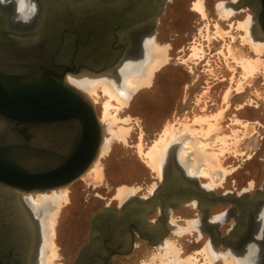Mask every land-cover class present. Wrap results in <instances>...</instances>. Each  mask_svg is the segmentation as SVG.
<instances>
[{
  "label": "rangeland",
  "instance_id": "rangeland-1",
  "mask_svg": "<svg viewBox=\"0 0 264 264\" xmlns=\"http://www.w3.org/2000/svg\"><path fill=\"white\" fill-rule=\"evenodd\" d=\"M197 1H201L205 16L194 8ZM226 1L229 0H169L164 6L154 27L152 43L159 48L162 47L160 49L166 52L163 54L166 57L161 65L152 71L150 83L138 87L131 93L126 106L124 104L119 109H115L119 105L116 101H111L113 104L110 108L111 115L114 114L118 121L111 125L107 118L109 122H106L110 124L111 130L109 131L112 132L113 129L115 132V128L119 126L127 128L125 139L112 138L109 142V150L101 154L102 156L98 154V158L96 157L102 173L98 184L90 182L93 173L89 175L85 173L70 185L59 189L67 194L65 196L62 194L63 197L60 198L62 201L58 200L59 207L50 206L48 217L51 215L53 218V210L57 213L53 219L51 218L53 222L48 220L51 222L46 225L47 253L48 251L50 253L48 255H51L50 241L55 243L56 249L52 264L62 262L64 234L70 230V224L82 221L81 214L86 224L91 211L108 203L111 205L120 203L116 193L121 186L136 188L134 194L141 196L150 195L152 190L157 188L162 175H158L145 163L138 153V145L141 144L142 149L147 150L154 140L159 138L166 126L174 128L175 136L172 137V143L182 140L176 142L174 153L178 151L180 155L182 151V156H187L188 161L194 159L193 154H200L201 159L197 165L199 167L196 169L199 175L198 183L208 184L210 181L209 176L198 172L200 168L201 170L204 168L202 152L213 154V161L210 162L214 164H211L213 167L211 165L209 167L211 166L212 169L215 167L213 171L216 173H212L214 177L212 192L215 194L240 193L247 189L252 192L262 183L264 179V41H260L263 44L262 51L256 52L255 47L246 41L248 35L241 27L249 17L253 24V10L248 6L236 10L229 5L232 12L225 17L223 15L225 12L220 13L217 7L219 3ZM147 51V41H145L143 60L139 63L129 62L134 65L144 63L146 65L149 59ZM247 61L253 66L257 63L256 68L249 66L251 64ZM252 68L253 70L249 71ZM113 78L118 86L123 82L120 73ZM93 96L96 100L93 104L101 121L103 104L107 97L99 88L97 95ZM212 128L215 129L212 131ZM191 141L193 144L189 143ZM192 145H199L203 149L199 152V149H193L195 147ZM213 156H217V159ZM216 162L219 163L221 170H225V174L216 166ZM185 169L187 170V166ZM64 197L67 199L65 200ZM229 205L230 203L213 205L211 213L217 214ZM83 210L85 211L82 213ZM190 213L191 217L194 216V208ZM232 221L231 218L222 224L220 232L224 233ZM182 230L186 231L181 236L174 230L166 240V243L168 241L174 244L178 259L184 260L183 262L189 260L190 262H185L186 264H224L221 256L212 259L211 262L208 257L206 258L204 247L208 239L192 243L189 240L194 239V233H189L190 227L188 230L184 225ZM50 232L54 233L53 237L49 236ZM215 247L221 253H227L231 249L223 245ZM147 248L149 250L147 256L133 264H159L160 257L158 258L157 254L160 256L164 254L165 248L150 245Z\"/></svg>",
  "mask_w": 264,
  "mask_h": 264
},
{
  "label": "water",
  "instance_id": "water-1",
  "mask_svg": "<svg viewBox=\"0 0 264 264\" xmlns=\"http://www.w3.org/2000/svg\"><path fill=\"white\" fill-rule=\"evenodd\" d=\"M246 1L255 11L253 30L264 38V0ZM33 3L36 16L25 27L15 26L14 9L0 3V181L42 192L66 187L83 175L105 133L92 100L67 75L116 74L128 56L121 37L163 6H144V0ZM146 15H151L147 21ZM8 121L39 125L38 145L10 143ZM172 187L170 194L176 193ZM209 203L239 207L232 195L213 196Z\"/></svg>",
  "mask_w": 264,
  "mask_h": 264
},
{
  "label": "flooded vegetation",
  "instance_id": "flooded-vegetation-1",
  "mask_svg": "<svg viewBox=\"0 0 264 264\" xmlns=\"http://www.w3.org/2000/svg\"><path fill=\"white\" fill-rule=\"evenodd\" d=\"M15 1L17 0H9L3 5L11 9V5H16L11 2ZM23 1L27 9L25 12L29 11L33 13V17L36 16L35 10L28 8L30 5L35 6L33 0ZM168 1L144 0V6H163V8L155 17L146 15V21L151 17L147 23L139 22L121 37L122 43H128L126 48L128 56L125 60L135 63L143 60L144 43L148 38L153 37L157 18ZM226 2L236 10L251 4L246 0ZM253 13L255 14L254 10ZM18 14L11 16L17 21L15 26H19L18 23H26L22 19L27 17ZM254 35L256 39H264L256 35L255 31ZM0 120L3 118L0 117ZM8 123L11 128L6 137L10 143L27 147L38 145L36 134L40 129L39 125L29 128L13 121ZM179 141L182 140L172 143V148L162 165L161 181L150 195L133 194L121 203L105 204L91 211L86 224L81 214L80 223L69 225L70 230L64 234L65 243L60 264L138 263L147 256L148 245L165 248L166 240L171 233L174 230L180 231L179 236H181L185 233L182 230L184 225L189 228L190 221L197 223L200 229L199 231L190 227L189 233H194V239H190V242L197 243L210 239L215 246H228L238 254V257L249 255L246 257L253 261L252 264H264V179L252 192L247 189L240 193L215 194L212 192L213 189L205 186L207 183L197 182L199 177L197 171L189 174L185 169V163L179 161L178 151L174 153V146ZM39 146L44 147L42 144ZM170 187L176 193H168ZM49 191L51 192V190H44L40 193L47 195ZM38 193L0 181V262L5 264L35 262L39 248L38 242L41 238L39 220L42 216V213H36L33 209V201L36 200L34 198H37ZM156 193L161 195L156 196ZM218 195L236 197L239 207L230 203L228 207L213 215L212 206L218 203L211 204L209 199ZM193 208L195 213L191 217L190 212ZM231 218L232 223L228 225L224 233H221L220 226ZM196 237L200 239L197 240ZM253 245L256 246L250 250ZM171 257L168 256V258Z\"/></svg>",
  "mask_w": 264,
  "mask_h": 264
},
{
  "label": "bare ground",
  "instance_id": "bare-ground-1",
  "mask_svg": "<svg viewBox=\"0 0 264 264\" xmlns=\"http://www.w3.org/2000/svg\"><path fill=\"white\" fill-rule=\"evenodd\" d=\"M6 1L8 2L9 0H0L2 5ZM11 3H16V5L13 4L14 6L11 5V8L14 9L13 15H11V16H16V14L19 13L18 15H22L24 17L25 16L27 17V18L22 19L23 22L25 21L26 23H18L17 25H19V27L27 26L28 23L34 19L35 15L33 17V13H29V11H28V13L25 12L27 9H26V6H25L23 0H17L15 2H11ZM34 7H32L30 5V7H28V8H30L33 11L34 10L36 11V8H34ZM194 8L199 13H201L202 15L205 14L204 10H203V5L201 4V1H197L194 4ZM217 8H218L220 13H222V12L226 13V14L225 13L223 14V15H225V17L228 14H231V12H232V8H230L229 4H227L226 2L219 3ZM12 21L15 22V23L17 22L14 19V17L12 18ZM21 24H23V25H21ZM252 25H253L252 21H251V19L249 17L246 22L242 23L241 27H243L245 29V32L248 35L247 36L248 38H245V39H248L246 41H249L251 43V45H253V47H255L254 48L255 51L260 53L262 51V49H263V44H261L260 41H264V39H260L259 40V39H256L254 37L255 36L253 34L254 30H252L253 32L251 31ZM256 35H257V33H256ZM152 42H153V38H151V37L148 38V40H147V50H148L147 54L149 56L148 57L149 59H148V62L146 63V65H145V63L144 64H140V65H134V63H131V62L126 61L125 59H123L119 63L117 68H116V72H115L116 74H113V75L112 74H108V73L98 74V75H95V74L94 75H88L87 74V75H79V76H75V75H72V74H68L67 75V81L70 84H72L73 86H75L78 89H80L83 92H85L90 97L92 102H96V100H95L93 95L94 94L97 95V89L98 88L101 89V91L107 97V100L103 104V114H102V119H101V123L103 125V128H105L106 132L104 133V136H103L102 144H101L100 150H99V155H101V154H103V153H105L106 151L109 150L108 146H109V142H110V140H112V138L117 137V138H121L123 140V139H125V136H126V134L128 132V129L124 128L122 126H119V128L118 127L115 128V130H116L115 132H113V129H112V132H110L111 131L110 127H109L110 124L108 125L107 122H109V121H107V118H109L111 125L114 122L116 124V121H118V118L114 114L111 115L110 108L113 107V104L111 103V101L114 100V101H116L118 103L119 106L115 107V109H119L124 104H125L124 106H126L127 99L130 97L131 93L135 89H137L138 87L143 86V85H145L147 83L148 84L150 83V76H151L152 71L154 69H156L157 67H159L161 65V63L163 62L164 57H166V56H163L165 51L163 49H160L162 47L159 48L157 45H154ZM239 55H240V53H239ZM244 62H245L244 65H246L247 64L246 61H244ZM250 62H252V61L250 60ZM250 62H248V63H250ZM255 63H256V61H255ZM256 65H257V63H256ZM249 66L255 67L252 64L249 65ZM245 69H247V68L245 67ZM252 70H253V68L249 69V71H252ZM117 73H120V75L123 78V82H121L119 84V86L115 83L114 78H113L114 76L117 75ZM202 121H203V119H202ZM215 128H216V126H215ZM215 128H212V131ZM173 129H172V126H166L164 128L162 134L159 136V138L157 137L158 139L154 140V142L152 143L151 147L147 148V150H143L141 144L138 145V153L143 157V160L145 161V163L148 166L151 167V170H154L160 176L162 175L163 162L165 161V159L167 157V154H168L169 150L172 148V145H173V144H171L173 142V138L175 136V133L173 132ZM210 130H211V128H210ZM212 131H210V132H212ZM169 139H171V140L168 141ZM192 142L193 141H191L189 143H192ZM186 143L189 145L188 142H186ZM192 146L195 147V148H193L195 150L199 149V152H200V149L201 150L203 149V147L201 146L202 148H200L199 145L198 146L197 145H192ZM181 153H182V151H181ZM181 153H180V155L178 154L179 161L185 163L184 165L187 166V170H188L189 174L190 173L193 174L195 171H197L196 169L199 167L197 165H198V161L201 159V158H199L200 154L199 155L198 154H193L194 155V159L192 160L190 158L192 161H188L187 156H185V155L182 156ZM202 155H203V160H204V168L202 166L203 169L201 170V168H200V171H198V172H200V174H202L204 176L205 175L209 176L208 178H210V181L205 186L207 188H211L212 189V186H214V180H213L214 177H212V173H214L213 170H215V167L213 169L211 168V166L214 163H211L210 161H213V159H212V155L213 154L210 155V153L205 154V153L202 152ZM210 156H211V158H210ZM213 157H215V156H213ZM216 157L214 159H217ZM98 164H99V162L97 161V159H95L94 162L91 164V166L85 172L88 175L90 173L94 174L93 176H91V179H90V182L93 181L92 183L99 182V180L102 177V173H101V170H100L101 167L99 168ZM209 165H211V166L209 167ZM218 165H219V163H217L216 166H218ZM218 167L220 169V166H218ZM218 167L216 169H218ZM217 172H218V170H217ZM224 172H225V170L222 171V173H224ZM221 176H223V175H221ZM215 185H217V184H215ZM59 189H61V188H59ZM59 189H51V192L48 195H45L44 193H40L39 192L37 194V196H36L37 198H34L36 200L33 201V209L35 210L36 213H38V212L42 213L41 214L42 216L40 217V220H39L40 221V228H41L40 229V237L41 238H40V241L38 242L39 248H38V251H37V258H36L35 262H33V264H52V260L55 257V250H56L54 248V244L55 243L53 244V242L50 241V240H49L50 241L49 246L51 247V250L50 249L49 250L51 252V255H48V254H50L49 251L47 253V247H48L47 236L48 235H47L46 225H47V223L52 221V219L54 218V215L56 213L53 210V212H52V215L54 213L53 218L51 217V215H49V217H48V211H49L50 205L51 206H53V205L55 206L56 205V206L59 207V205H57V203L60 200L62 201V199H60V198H62L63 195L64 196L67 195L65 193V191L63 192L62 190L60 191ZM135 189H133V187L121 186L117 190L116 197L119 199V201L121 203L125 199L131 197L134 194V190ZM152 192H153V190H152ZM64 198H65V200L67 199L66 197H64ZM58 210H56V211H58ZM48 220H51V221L48 222ZM193 222L194 221L188 222V226H190L191 229L192 228H196L197 230L200 231L199 225H197V223H193ZM50 229H52V228H50ZM187 229L189 230L188 227H187ZM178 232H180V231H178ZM53 234L50 232L49 236L53 237L52 236ZM173 245L174 244H171V243H165V252H164V254H162L161 256L157 254L158 258L160 257L159 258V260H160L159 264H182V263L184 264L185 262L189 261L188 260V261L183 262L184 260H180V258L178 259L177 258V254H178L177 250H175V247H173ZM255 246L256 245L251 246L250 250H251L252 247H255ZM175 252L177 253L176 255H175ZM204 254L206 255V258L208 257L209 262H211L212 259H216L217 257L221 256V258L223 259V263L224 264H252L253 263V261H251L250 259H247L246 256L249 257V255H246L245 253H244L245 256L244 255L242 256L243 258L242 257H238V254L232 249H230L227 253H221L220 251H218L216 249L215 245L212 243V241L210 239L208 240V242L206 243V245L204 247ZM168 256H172V257L168 258ZM52 257H53V259H52ZM185 260H187V259H185Z\"/></svg>",
  "mask_w": 264,
  "mask_h": 264
}]
</instances>
